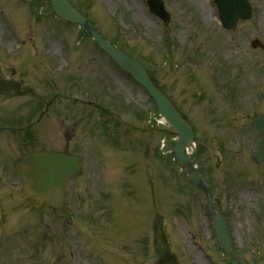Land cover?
<instances>
[{
    "label": "rangeland",
    "instance_id": "rangeland-1",
    "mask_svg": "<svg viewBox=\"0 0 264 264\" xmlns=\"http://www.w3.org/2000/svg\"><path fill=\"white\" fill-rule=\"evenodd\" d=\"M164 1L169 24L149 13L147 0H73L110 43L148 67L195 127L190 151L215 209L227 215L238 257L264 264V164L252 161V118L264 113V49L251 44L264 43V0H251L253 17L231 31L214 0ZM5 70L18 73L4 77ZM0 110V119L26 117L20 133L0 121V137L20 156L66 147L83 162L68 184L70 219L14 201L21 209L10 207L2 223L0 264H231L208 196L172 160L174 131L49 0H0Z\"/></svg>",
    "mask_w": 264,
    "mask_h": 264
},
{
    "label": "water",
    "instance_id": "water-1",
    "mask_svg": "<svg viewBox=\"0 0 264 264\" xmlns=\"http://www.w3.org/2000/svg\"><path fill=\"white\" fill-rule=\"evenodd\" d=\"M157 2V0H153ZM54 10L66 19L84 25L113 59L127 69L135 80L143 85L147 92L155 99L161 114L165 117L177 132L176 155L185 171L190 172L192 180L209 192L192 166V161L185 153L194 139V131L190 124L181 116L171 101L156 87L150 79L146 68L127 53L112 47L99 36L87 22V19L70 3L69 0H50ZM219 8L220 19L225 28H234L239 19H248L252 16V6L249 0H216ZM160 14L162 8H158ZM256 44V43H255ZM260 140L257 144V162H264V115L254 119ZM17 170L25 177V195L32 197L36 206L48 202L59 208L69 216V211L64 206L65 189L68 180L80 172V163L77 156L68 155L57 151H40L27 154L16 163ZM215 226L221 245L228 252L232 264H239L232 249L231 239L227 230L225 219L221 215L215 216Z\"/></svg>",
    "mask_w": 264,
    "mask_h": 264
},
{
    "label": "flooded vegetation",
    "instance_id": "flooded-vegetation-1",
    "mask_svg": "<svg viewBox=\"0 0 264 264\" xmlns=\"http://www.w3.org/2000/svg\"><path fill=\"white\" fill-rule=\"evenodd\" d=\"M30 112V111H29ZM26 120V117H20L17 121H9L6 118L0 119L3 126L8 129L10 126H18ZM22 128L18 127V133L22 132ZM7 140L0 137V204L3 205L4 212L7 215L11 212L10 207H15L17 204L14 201L20 203V189L21 179L17 173L12 169V164L16 157H20L18 151H13L7 146ZM23 154V153H21ZM13 159V160H12ZM17 199V200H16ZM18 211L20 207H15Z\"/></svg>",
    "mask_w": 264,
    "mask_h": 264
},
{
    "label": "bare ground",
    "instance_id": "bare-ground-1",
    "mask_svg": "<svg viewBox=\"0 0 264 264\" xmlns=\"http://www.w3.org/2000/svg\"><path fill=\"white\" fill-rule=\"evenodd\" d=\"M190 240V239H189ZM191 241V240H190ZM189 244H190V242H189ZM191 245V244H190Z\"/></svg>",
    "mask_w": 264,
    "mask_h": 264
}]
</instances>
